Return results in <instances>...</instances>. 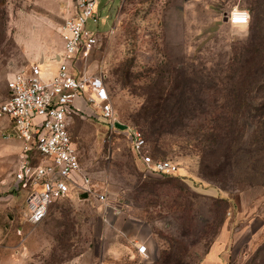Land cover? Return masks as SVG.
<instances>
[{
    "label": "rangeland",
    "instance_id": "374dc122",
    "mask_svg": "<svg viewBox=\"0 0 264 264\" xmlns=\"http://www.w3.org/2000/svg\"><path fill=\"white\" fill-rule=\"evenodd\" d=\"M61 3L0 0V104L8 97L9 75L33 63L23 52L44 43L63 51L57 28L67 10ZM97 8L100 20L89 25L98 32L97 44L82 68L103 76L117 120L146 135L144 151L152 159L178 164L174 181L188 192L169 177L144 171L124 137L104 141V124L78 115L68 121V130L91 191L83 197L71 190L70 198L54 203L39 224H29L26 202L12 189L18 161L12 141L3 139L6 122L0 117V154L10 152L0 159V264H200L217 244L225 250L226 264H264V151L256 153L258 145L252 143L262 128L253 123L245 131L238 165L217 184L195 147L192 131L204 123L201 117L183 127L169 119L175 131L156 142L144 121L146 109L157 101L168 113L226 105L227 89L218 79L235 49L264 37V0H97ZM233 9L247 10L249 23L228 24L224 18ZM251 9L261 20L254 28ZM54 66L43 65L41 76L50 78ZM100 193H106L107 206L99 203ZM220 194L230 197L233 208L221 227L204 235L198 222L209 221L211 199ZM182 206L192 218L185 232ZM141 242L148 258L136 253ZM168 253L174 258L164 262Z\"/></svg>",
    "mask_w": 264,
    "mask_h": 264
},
{
    "label": "built area",
    "instance_id": "2783aa9c",
    "mask_svg": "<svg viewBox=\"0 0 264 264\" xmlns=\"http://www.w3.org/2000/svg\"><path fill=\"white\" fill-rule=\"evenodd\" d=\"M66 9L67 15L58 27L63 51L58 56L56 74L49 81L43 80L38 64L11 73L6 82L8 97L0 104V117L11 124V133L3 134V138L13 137L21 144L12 189L22 194L27 206L26 222L32 225L39 224L50 207L69 196L71 190L87 194L91 191L68 130V121L74 116L103 123L107 142L121 131L133 156L147 171L175 175L179 168L176 162L152 159L145 153L142 132L117 120L103 76L86 73L82 68L85 56L97 44L98 32L89 28L100 20L97 0H68ZM240 12L248 14L246 23L239 21ZM227 21L234 26L246 25L249 13L233 9ZM98 200L108 205L106 193L98 194ZM136 253L148 258L147 246L137 244Z\"/></svg>",
    "mask_w": 264,
    "mask_h": 264
},
{
    "label": "trees",
    "instance_id": "16d2710c",
    "mask_svg": "<svg viewBox=\"0 0 264 264\" xmlns=\"http://www.w3.org/2000/svg\"><path fill=\"white\" fill-rule=\"evenodd\" d=\"M251 11L253 21L250 27L254 28L261 23L259 19L260 14H256L255 11L253 12V9ZM224 72H226L225 76L219 78L218 83H221L227 89V93L222 95L225 99V106L212 110L203 108L187 109L177 113H168L162 111V107H160L161 101H157L155 108L149 109V107L144 114V121L148 124L150 131L148 137L154 138V142L164 133L175 131L176 126L169 125L167 122L169 119H176L177 125L183 127L185 121L193 122L195 119L197 121L201 117L204 123H197V126L192 131L197 137L195 138V147L199 151H202L203 156L201 160L204 171L211 169L210 176L215 179V183L217 184L224 183L226 181V173L231 174L235 166L238 165L239 160L236 157L239 155L240 149H237V147L241 144L245 131L253 123H257L259 128H262L260 132L256 133L252 141L253 145H258L255 152L264 151V78L261 80L259 78L264 75V37H261L257 42L254 41L248 45H242L239 49H235L234 59ZM252 91L255 93L254 96L251 94ZM184 99L189 101L185 95ZM199 99L204 101L200 97ZM120 129L121 127L118 126L117 130L120 131ZM142 134L146 141V147H148L146 135L143 132ZM114 135H121L125 138V135L121 131ZM243 152L244 155L249 157H252L254 154L253 151L243 150ZM144 171L151 172L145 169ZM158 175L169 177L170 183L171 181L174 183L178 180L175 177L176 174ZM175 185L187 194L188 191L178 186L177 182L173 184V186ZM218 188L228 194L227 189L220 188L219 186ZM68 198H70V195L56 202ZM209 207V213L211 214L209 221L205 222L206 220L203 219V224H201V220L198 222L200 224L199 231L204 233V235L222 226L225 221V214L229 208H233V204L229 196H222L220 194L218 197L211 199ZM188 211L182 206L179 212L182 220L181 232L188 231L189 225L192 224V218L188 215ZM202 229H204L203 232ZM174 255L173 253L165 254L162 260L168 262V259L174 258Z\"/></svg>",
    "mask_w": 264,
    "mask_h": 264
},
{
    "label": "crops",
    "instance_id": "0c3cea01",
    "mask_svg": "<svg viewBox=\"0 0 264 264\" xmlns=\"http://www.w3.org/2000/svg\"><path fill=\"white\" fill-rule=\"evenodd\" d=\"M67 5H68V0L67 1L63 0V3H61V6H63V8H67ZM57 32H58V28H57ZM58 34H59V32H58ZM61 49L62 48L57 47L53 43H44L40 47H38L36 49V51H34V52L25 51V53L23 52V55H25L24 59L26 57L27 58L29 57L32 60L33 63H31V65L32 64H38L40 67V70H41V67L43 65H46V64L50 65L53 63L55 65L54 66L55 68H54V72L52 73V75L49 76L50 78H48L46 76H44V77L41 76V78L43 80L49 81V79H51L56 74L57 67H58V56L61 54V51H62ZM3 122H6V123L2 124L3 125L2 126L3 127L2 133L3 134H10L11 133V124H10L9 120L7 118H4ZM6 140L12 141V153H15L13 158H15L14 160L18 161V163H19L20 158H21V144H20V142L13 137H10L9 139H6ZM8 153H10V152H6V153L4 152V154H0V159L3 157V155H4V157H5V155H9ZM18 163L16 164V167H17ZM224 232L225 231L222 230V232L220 233V236H221V240H220L221 244L220 245L225 244V242H223L224 240H222L223 237L225 238ZM141 243L146 245L145 242H141ZM219 247H220L219 244H217L215 246V248H212L210 250L209 254L207 255V257L200 264H226L225 254H224L225 250H224V248L221 249Z\"/></svg>",
    "mask_w": 264,
    "mask_h": 264
},
{
    "label": "clouds",
    "instance_id": "9594fccd",
    "mask_svg": "<svg viewBox=\"0 0 264 264\" xmlns=\"http://www.w3.org/2000/svg\"><path fill=\"white\" fill-rule=\"evenodd\" d=\"M238 17H239V21L241 23H246L247 22V17H248V14L246 12H240L238 14Z\"/></svg>",
    "mask_w": 264,
    "mask_h": 264
},
{
    "label": "water",
    "instance_id": "95a60500",
    "mask_svg": "<svg viewBox=\"0 0 264 264\" xmlns=\"http://www.w3.org/2000/svg\"><path fill=\"white\" fill-rule=\"evenodd\" d=\"M224 20L227 21V15L225 16ZM82 196L83 197H86L87 196V193H83Z\"/></svg>",
    "mask_w": 264,
    "mask_h": 264
}]
</instances>
